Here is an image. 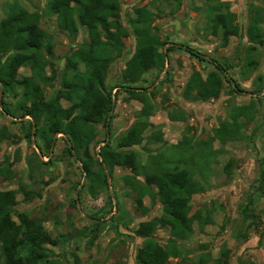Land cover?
I'll return each mask as SVG.
<instances>
[{
  "label": "rangeland",
  "instance_id": "rangeland-1",
  "mask_svg": "<svg viewBox=\"0 0 264 264\" xmlns=\"http://www.w3.org/2000/svg\"><path fill=\"white\" fill-rule=\"evenodd\" d=\"M119 1L121 22L130 36L124 39V51L109 69L108 87L121 83L126 63L135 54L136 37L130 20L143 7L154 13L153 27L162 40L189 46L211 63H229L230 82L225 83L218 99H186L184 90L192 74L198 71L206 76L214 66L189 53L175 51L170 53L160 76L154 69L137 84L148 87L140 91L145 102L117 88L113 92L111 131L97 126L96 142L111 139L117 148L119 140L137 122L149 123L142 144L126 149L136 153L140 175L116 167L113 176L108 177L109 189L98 186L95 194L88 186L83 189L89 183L87 172L78 155L76 158L74 153L73 157L66 153L69 142L65 136L57 135L50 148L39 138L32 142L26 138L27 125L23 122L29 118H20L17 104L21 96L16 95L19 91L11 90L6 101L17 118L0 110V130L7 135L0 142V163L7 174L0 176V190L18 193L14 220L19 221L18 215L25 213L41 221L58 242L48 248L50 259L59 264H138L137 251L145 239L135 231L141 223L163 213L162 204L155 198L156 189L145 183L144 176L180 168L204 188L192 198V212H208L213 224L201 228L195 222L193 236L179 241V255L168 264H198L201 259L205 264H216L226 250L229 264H264V89L257 93L264 88V47H258L253 56L258 61L255 69L247 65L248 53L254 46L248 35L249 24L256 12L258 17L264 16V0ZM47 2L0 0V21L21 10L40 14L41 27L50 35L46 45H52L53 54L49 55L45 48L38 51L42 62L52 65L46 67L47 80L37 77L47 99H51L62 90L66 59L88 43L89 37L83 28L76 38L62 32ZM218 2L229 3L237 15L239 35L231 37L227 47L222 46L221 37L212 28L210 5ZM261 27L264 29V21ZM54 72L55 79L49 80ZM31 75V68L24 67L18 78ZM153 91L155 95H149ZM62 103L70 106L67 101ZM144 103L149 106V117L141 114ZM223 125L228 126L226 131L233 139H222L226 134H219L218 129ZM37 142L47 156L38 151ZM92 151L97 153L99 145ZM246 207L252 218L244 222ZM151 239L167 246L170 232L159 227Z\"/></svg>",
  "mask_w": 264,
  "mask_h": 264
},
{
  "label": "trees",
  "instance_id": "trees-1",
  "mask_svg": "<svg viewBox=\"0 0 264 264\" xmlns=\"http://www.w3.org/2000/svg\"><path fill=\"white\" fill-rule=\"evenodd\" d=\"M47 6L56 15L62 32L76 38L83 28L87 31L89 42L82 44L66 59L62 90L47 99L46 91L37 76L47 80L45 70L52 64L42 62L38 51L45 48L52 55L53 47L50 43L46 45L50 35L41 27L40 14L21 10L0 21V93H3L0 110L17 118L6 98L11 90L19 91L16 95L21 96V100L17 104V111L21 112L20 118H29L23 122L27 125L26 138L30 142L33 138H39L50 148L57 135L65 136L71 146L67 145L66 153L71 157L74 156L73 152L78 155L89 181L83 189L88 186L92 194H95L98 186L102 190L109 189L108 177L113 176L116 167L128 168L135 176L140 175L137 173L139 167L136 153L126 149L142 144V136L149 123L137 122L119 140L117 148L111 139L96 142L97 126L101 125L111 131L113 92L117 88H122L130 95L140 98L142 103L145 102L142 98L144 93L135 90L148 87L137 84L146 73L154 69L159 70L160 76L166 68L167 58L175 51L189 53L199 61L214 66L206 76L198 71L192 74L184 90L186 99H218L225 83L230 82L227 77L231 69L229 63L223 64L217 60L211 63L189 46L183 47L170 43L167 39L162 40L153 27L154 13L143 7L136 10V17L130 20L136 37L135 54L126 63L121 83L108 87L109 69L124 51V39L130 36L121 22L120 1L48 0ZM210 10L213 15V32L221 37L222 46L227 47L230 38L239 35L237 15L231 10L230 4L225 2L212 3ZM258 13L256 12L248 29L249 38L254 43L247 56V65L251 69L258 65V61L253 58L255 52L258 47H264V29L261 27L264 16L258 17ZM24 67H30L32 75L19 79V71ZM55 75L54 72L49 80H54ZM263 89H259L257 93L263 92ZM236 90H241L239 84H236ZM155 93L153 91L149 95ZM62 101L69 102L70 106L65 107ZM148 107L144 103L141 114L149 117ZM251 117L247 116L249 119ZM227 128L228 126L223 125L218 129L219 134H226L221 136L223 140L233 139L230 132L226 131ZM6 136L5 131L0 130V142ZM96 145H99V151L93 153L92 147ZM36 147L43 156H47L38 142ZM226 168L229 171L230 165ZM6 175L0 163V176ZM144 179L148 186L156 189L155 198L162 204L163 213L157 219L141 223L136 229L135 234L145 239L143 246L137 251L136 259L138 264H168L171 258L179 255V241L193 236L195 222L205 228L213 224V219L208 212H192V198L204 188L200 182L191 178L187 170L176 168L173 171L147 174ZM17 195L13 190H0V264H59L50 259L51 251L48 248L49 245L57 246L58 242L41 221L25 213L18 215L19 221L14 220ZM244 213V222H247L252 218L249 207L244 208ZM253 223L252 220L251 224ZM159 227L170 232L171 239L167 246L151 239ZM247 237L248 234L244 238ZM198 264H205V261L201 259ZM216 264H229L228 250L223 252ZM240 264L256 263L243 261Z\"/></svg>",
  "mask_w": 264,
  "mask_h": 264
},
{
  "label": "water",
  "instance_id": "water-1",
  "mask_svg": "<svg viewBox=\"0 0 264 264\" xmlns=\"http://www.w3.org/2000/svg\"><path fill=\"white\" fill-rule=\"evenodd\" d=\"M233 84L235 85V83L233 82ZM3 88V87H2ZM137 91H142V89H137ZM2 95H3V93H2V91H1V93H0V102H1V100H2ZM113 100H114V106H115V97L113 96ZM114 111V110H113ZM113 111L111 112V115L113 114ZM8 115V114H7ZM71 147V146H70ZM74 153V155L76 156V158H77V154L75 153V152H73ZM106 173H107V170H106Z\"/></svg>",
  "mask_w": 264,
  "mask_h": 264
}]
</instances>
